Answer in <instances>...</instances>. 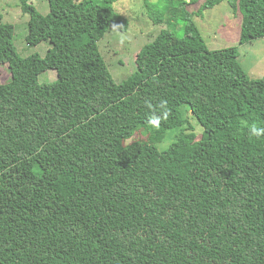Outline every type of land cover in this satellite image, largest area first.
<instances>
[{
    "label": "trees",
    "instance_id": "1",
    "mask_svg": "<svg viewBox=\"0 0 264 264\" xmlns=\"http://www.w3.org/2000/svg\"><path fill=\"white\" fill-rule=\"evenodd\" d=\"M200 1L145 4L164 24ZM223 2L241 14L240 38L211 51L195 17ZM48 3L43 15L21 0L27 43L49 41L45 56L21 57L14 25L0 24L11 73L0 76V264H264V136L249 133L264 128V77L238 60L264 38V0H205L169 17L182 34L162 30L120 84L99 49L111 27L130 26L115 0ZM47 71L58 79L41 83Z\"/></svg>",
    "mask_w": 264,
    "mask_h": 264
},
{
    "label": "rangeland",
    "instance_id": "2",
    "mask_svg": "<svg viewBox=\"0 0 264 264\" xmlns=\"http://www.w3.org/2000/svg\"><path fill=\"white\" fill-rule=\"evenodd\" d=\"M82 2L83 0H75ZM160 3L163 0H149ZM205 0H201L196 5H186L185 8L169 9L166 15L168 18L173 15L181 16L187 12H197ZM36 8L43 14L50 12L48 0H32ZM146 0H115V8L126 16L130 21L128 31H119L116 27H111L99 42L100 52L112 74L116 83L120 84L131 76L138 68V56L143 48L154 41L162 30H171L173 33L181 35L183 32V22L174 20L176 26L167 23L155 24L147 12ZM173 7V6H172ZM173 13V14H171ZM30 16L25 14L21 8V0H0V24H12L15 28L14 43L21 57L26 58L33 54L45 56L51 47L49 41L42 42L36 47H31L27 43L29 34ZM198 26L208 48L211 51L223 50L238 45L241 32V14L234 12L227 2H223L212 9H207L203 15L195 17ZM170 45L174 44V38L169 39ZM240 64L252 80L264 77V38L239 46ZM0 76L3 83H8L11 78L9 65L0 67ZM41 83H52L58 79L56 71H47L39 77ZM185 117L189 121V126H193L197 139L202 137L203 127L193 116L191 111L184 110ZM180 133V129L168 131L164 141L157 144L159 151H165L174 142L175 136ZM147 137L141 132L129 140H139Z\"/></svg>",
    "mask_w": 264,
    "mask_h": 264
},
{
    "label": "clouds",
    "instance_id": "3",
    "mask_svg": "<svg viewBox=\"0 0 264 264\" xmlns=\"http://www.w3.org/2000/svg\"><path fill=\"white\" fill-rule=\"evenodd\" d=\"M250 136L252 137H261L264 136V128L257 127L256 124H252L249 128Z\"/></svg>",
    "mask_w": 264,
    "mask_h": 264
}]
</instances>
